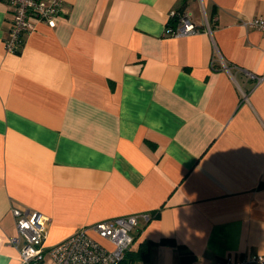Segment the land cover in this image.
Segmentation results:
<instances>
[{
	"label": "crops",
	"instance_id": "crops-1",
	"mask_svg": "<svg viewBox=\"0 0 264 264\" xmlns=\"http://www.w3.org/2000/svg\"><path fill=\"white\" fill-rule=\"evenodd\" d=\"M178 9L210 31L164 35ZM263 15L264 0H61L8 54L0 0V264H19L12 208L48 218L46 246L146 213L132 250L264 253V79L247 76L264 75V34L242 25Z\"/></svg>",
	"mask_w": 264,
	"mask_h": 264
},
{
	"label": "built area",
	"instance_id": "built-area-1",
	"mask_svg": "<svg viewBox=\"0 0 264 264\" xmlns=\"http://www.w3.org/2000/svg\"><path fill=\"white\" fill-rule=\"evenodd\" d=\"M4 1L12 11L11 26L5 40L8 54L18 52L22 36L34 30L30 19L54 27L61 11V0ZM176 15V10L171 11L168 18ZM242 25L264 34V15L247 19ZM202 31H210L208 21L205 19L201 27H197L191 13L183 10L178 14L174 27H165L164 35L178 38ZM247 76L257 85L264 79V75L248 73ZM10 212L15 221L16 234L8 237L7 245L17 250L19 264H130L126 254L135 243L134 231L140 224L152 219L146 213L108 219L84 227L52 246H46V216L19 208H12ZM219 264H264V253L247 254L236 260L225 258Z\"/></svg>",
	"mask_w": 264,
	"mask_h": 264
},
{
	"label": "trees",
	"instance_id": "trees-1",
	"mask_svg": "<svg viewBox=\"0 0 264 264\" xmlns=\"http://www.w3.org/2000/svg\"><path fill=\"white\" fill-rule=\"evenodd\" d=\"M182 11H183L182 9L176 10L177 15L171 19L169 18L166 26L171 27V28L174 27L176 25L177 16ZM154 217H157V215ZM155 245L164 246V247H173L179 250L181 252L179 264H192L197 260V257L195 255L187 251H184V248L180 245H177L174 240L163 239L159 243H152V242H146V241L140 243L139 246L135 250L131 249L130 251L127 252L126 254L127 262L130 264L147 262L149 255H150V249Z\"/></svg>",
	"mask_w": 264,
	"mask_h": 264
}]
</instances>
